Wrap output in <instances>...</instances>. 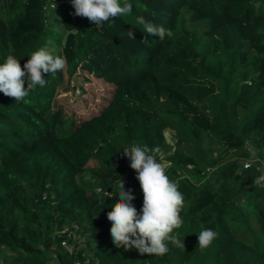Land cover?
Here are the masks:
<instances>
[{"label": "trees", "instance_id": "16d2710c", "mask_svg": "<svg viewBox=\"0 0 264 264\" xmlns=\"http://www.w3.org/2000/svg\"><path fill=\"white\" fill-rule=\"evenodd\" d=\"M127 2L131 14L97 28L69 0H0V63L13 54L23 67L51 43L66 58L24 102L0 93V264H264V187L253 182L264 161V0ZM139 16L172 37L147 35ZM78 70L115 87L99 115L83 121L55 103ZM133 142L158 146L169 163L185 197L174 230L185 250L169 245L157 257L112 243L107 213L120 179L143 206L122 151ZM201 225L219 234L203 251Z\"/></svg>", "mask_w": 264, "mask_h": 264}, {"label": "clouds", "instance_id": "9594fccd", "mask_svg": "<svg viewBox=\"0 0 264 264\" xmlns=\"http://www.w3.org/2000/svg\"><path fill=\"white\" fill-rule=\"evenodd\" d=\"M75 9L74 15L87 18L97 28L105 23L123 17L133 12V5L127 0H71ZM137 23L143 26V31L149 36H156L161 41L172 37L170 28L157 25L137 17ZM127 38L135 40L133 29L127 32ZM144 42V38L142 39ZM66 66V58L56 55L47 46L32 51L26 63L21 67L20 59L8 54L0 63V93L15 99L16 103L24 102L37 86L43 88L46 75L55 76ZM26 84V86H25ZM123 155L130 161V167L137 175L143 193V206L138 211L132 201L135 197L132 189H126L122 179L118 181V199L107 213L111 222L110 235L116 248L129 251L137 249L142 255L162 257L172 247L185 250L184 238L181 239L178 230L183 226L185 197L179 191V185L166 174L161 160L158 158L161 149L140 146L133 142L124 148ZM255 155V154H253ZM264 166V161H260ZM254 184L264 187V171L254 179ZM106 196H115L105 193ZM218 232L211 227L201 225L198 233V246L201 251L210 247L218 238Z\"/></svg>", "mask_w": 264, "mask_h": 264}, {"label": "rangeland", "instance_id": "374dc122", "mask_svg": "<svg viewBox=\"0 0 264 264\" xmlns=\"http://www.w3.org/2000/svg\"><path fill=\"white\" fill-rule=\"evenodd\" d=\"M51 24L55 28L60 27V24L57 22L51 21ZM49 50L57 53L59 52V47L51 43ZM77 72L78 75L73 76L71 79L65 76V82L58 90L55 103L56 107L61 105L66 117H74L77 121H83L91 116L99 115L102 108L111 101L115 87L90 77L82 70H78ZM165 135L170 144H175L177 136L174 131L166 130ZM168 164V162H164V168ZM92 177L93 175L89 173L84 175L83 179L90 180ZM27 194L30 198L34 197L30 189H27ZM82 241L83 239L77 235V244L79 246L83 244ZM1 261L2 258H0ZM49 263L57 264L55 260H49Z\"/></svg>", "mask_w": 264, "mask_h": 264}, {"label": "built area", "instance_id": "2783aa9c", "mask_svg": "<svg viewBox=\"0 0 264 264\" xmlns=\"http://www.w3.org/2000/svg\"><path fill=\"white\" fill-rule=\"evenodd\" d=\"M250 166H251V162H245L244 163V168H247ZM258 168L260 169V171H264V166H262L261 164L258 165ZM62 244L66 249H69L70 251L72 250V246H70L67 242H63ZM75 264H82V263L76 262Z\"/></svg>", "mask_w": 264, "mask_h": 264}]
</instances>
